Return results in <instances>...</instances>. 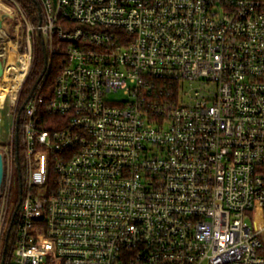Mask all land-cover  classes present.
Wrapping results in <instances>:
<instances>
[{
	"label": "built area",
	"instance_id": "built-area-1",
	"mask_svg": "<svg viewBox=\"0 0 264 264\" xmlns=\"http://www.w3.org/2000/svg\"><path fill=\"white\" fill-rule=\"evenodd\" d=\"M36 1L32 25L0 0V88L26 69L4 159L37 36L58 58L24 108L13 264H264V0Z\"/></svg>",
	"mask_w": 264,
	"mask_h": 264
},
{
	"label": "trees",
	"instance_id": "trees-1",
	"mask_svg": "<svg viewBox=\"0 0 264 264\" xmlns=\"http://www.w3.org/2000/svg\"><path fill=\"white\" fill-rule=\"evenodd\" d=\"M28 11L31 17H34L35 23H38V13H40L41 9L36 0H18ZM48 62H51L49 57L48 47L43 43L42 39L37 36L36 41V55L34 57L32 69L27 76L24 85L21 89L18 105H17V116H20L19 123V145L16 149V170L18 176L20 177L22 172V167L24 165L25 152L23 147V126L25 123V111L24 108L30 98L37 94L41 85L44 84L42 94L47 93L50 95L53 94L56 79L58 77V69L56 64L58 63V58L54 57L52 59V70L51 73L48 74L47 66ZM159 92L160 90L163 92L162 95L158 93V96L154 99L155 101H159L160 103L170 98L171 101H174L176 95L178 93V85L176 83L170 82H160L157 84ZM169 94V96L167 95ZM21 200L20 191L18 193V197L16 199L12 218L8 221L5 229L0 238V264L3 259H5V264H13L14 254L17 245V231L18 226L21 221L20 217V208L19 203Z\"/></svg>",
	"mask_w": 264,
	"mask_h": 264
},
{
	"label": "rangeland",
	"instance_id": "rangeland-1",
	"mask_svg": "<svg viewBox=\"0 0 264 264\" xmlns=\"http://www.w3.org/2000/svg\"><path fill=\"white\" fill-rule=\"evenodd\" d=\"M10 6L6 5V8H9ZM30 15V14H29ZM31 16V15H30ZM30 23L32 25L35 24L34 17H30ZM14 26V25H13ZM12 27H9L5 29L3 32V35L6 34L7 36H11L12 38L16 35V30ZM27 27L24 25L20 31V39L23 41L24 36L26 35ZM6 39V38H5ZM5 41V40H4ZM11 42V41H10ZM5 44L8 43V41L4 42ZM2 48V47H1ZM1 59V58H0ZM6 61L4 59H1L8 64L14 63L17 61L16 57L13 55L10 57H5ZM4 89V87L2 88ZM7 90V88H5ZM8 98L6 99L5 103L3 105H0V151H4V149L7 146V141L12 133L13 130V123H14V112H15V106L12 104V94L10 92H7ZM6 94V95H7ZM127 99V96L124 94V91H120L119 93L112 95V100L115 101H123ZM185 101L188 103V100L185 99ZM9 155L6 154V161H5V181L4 185L2 187V191L0 195H3V197H7L6 201V208L11 214L16 199L18 197L19 193V178L18 173L16 170V164L12 160V153L11 149L8 150Z\"/></svg>",
	"mask_w": 264,
	"mask_h": 264
},
{
	"label": "water",
	"instance_id": "water-1",
	"mask_svg": "<svg viewBox=\"0 0 264 264\" xmlns=\"http://www.w3.org/2000/svg\"><path fill=\"white\" fill-rule=\"evenodd\" d=\"M14 19L15 17L11 13L0 8V44L2 41L3 31L11 26ZM3 74H4V61L0 60V78L3 76ZM18 130L19 128L17 127V132ZM16 137H17V144H18V134ZM4 181H5V159H4L3 154L0 152V192L4 185ZM1 264H5V259L2 260Z\"/></svg>",
	"mask_w": 264,
	"mask_h": 264
},
{
	"label": "bare ground",
	"instance_id": "bare-ground-1",
	"mask_svg": "<svg viewBox=\"0 0 264 264\" xmlns=\"http://www.w3.org/2000/svg\"><path fill=\"white\" fill-rule=\"evenodd\" d=\"M12 71H19V72L17 73V77L15 78L13 83H11L8 87H4V89H2L3 87L0 88V99L5 98V96L7 94L6 91L10 92L12 94V97L15 98L16 95H17V92H18V90L20 88V85L23 82V79L25 77L26 69L14 68ZM5 88H7V90Z\"/></svg>",
	"mask_w": 264,
	"mask_h": 264
}]
</instances>
